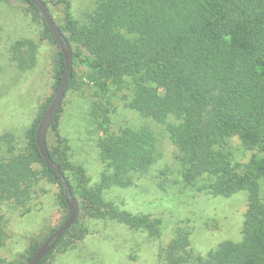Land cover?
<instances>
[{"label": "trees", "instance_id": "1", "mask_svg": "<svg viewBox=\"0 0 264 264\" xmlns=\"http://www.w3.org/2000/svg\"><path fill=\"white\" fill-rule=\"evenodd\" d=\"M24 2L32 20H42L34 5ZM69 8L67 3L61 23L48 8L72 49L67 90L73 87L74 66L83 67L87 84L100 98L119 96L122 107L164 126L175 148V184L211 196L247 194L239 242L224 241L202 258L191 248L190 231L176 228L160 249L158 264H264V0H94L90 10L76 16ZM42 24L41 39L57 48L52 67L55 92L64 59L43 20ZM37 47L32 39H20L9 48L7 59L15 69L29 70ZM50 99L40 107L22 148L12 134L0 135V249L6 240L2 207L28 213L44 179L59 186V203L68 214L57 175L35 144L36 128ZM91 108L101 135L96 144L102 164L97 183L90 182L81 166L75 171V184L67 175L58 133L61 107L48 129L55 145L46 136L49 155L74 197L80 188L78 218L121 224L159 240V220L119 210L104 197L105 191L128 186L133 175L155 164L160 157L155 135L148 128L128 126L112 132L107 108L101 103ZM234 137L244 151H253L248 162L235 160L230 144ZM78 218L39 264H47L54 250L68 241L82 238ZM40 243L30 244L20 264H27Z\"/></svg>", "mask_w": 264, "mask_h": 264}, {"label": "rangeland", "instance_id": "2", "mask_svg": "<svg viewBox=\"0 0 264 264\" xmlns=\"http://www.w3.org/2000/svg\"><path fill=\"white\" fill-rule=\"evenodd\" d=\"M44 1L48 2L58 23L65 20L67 3L71 14L76 16L90 10L94 2ZM27 7L24 0L0 1V135L12 134L21 148L40 107L53 95L52 67L57 50L41 39L42 20L33 21ZM23 38L34 40L38 47L34 66L19 71L9 63L7 55L11 45ZM74 73L73 87L65 92L58 123L61 152L68 162L71 183L76 182L78 166L84 169L91 183H97L100 178L102 164L96 144L101 135L90 116L94 103L107 108L112 132L127 126L148 128L156 137L160 157L148 172L133 175L128 186L111 188L105 191L104 197L119 210L159 220L161 237L153 241L146 234L121 224L79 217L82 238L55 249L47 264H158L160 249L173 238L176 228L190 231L191 248L202 258L224 241L239 242L247 194L239 192L227 198L211 196L175 184V148L167 139L164 126L122 107L119 96L100 98L99 92L87 84L83 67L75 65ZM46 136L48 143L55 145L53 135L47 132ZM230 144L235 160L242 164L248 162L253 151H244L236 137ZM261 193L264 197V190ZM59 196V186L44 179L36 188L28 213L22 215L2 207L6 240L0 249V264H20L30 244L42 242L64 221L67 213L59 203ZM75 197L79 202L80 188Z\"/></svg>", "mask_w": 264, "mask_h": 264}, {"label": "water", "instance_id": "3", "mask_svg": "<svg viewBox=\"0 0 264 264\" xmlns=\"http://www.w3.org/2000/svg\"><path fill=\"white\" fill-rule=\"evenodd\" d=\"M37 9L45 25L49 28L58 50L64 59V73L60 84L52 95L48 106L45 109L35 132V144L45 165L57 175L59 184L62 187L64 201L68 209L65 220L40 243L36 251L32 254L27 264H39L59 242L64 233L71 228L79 215V203L72 195L70 185L66 181L60 167L51 159L46 144V135L53 117L57 114L64 100L68 82L72 75V49L64 35L57 28L48 8L42 0H28Z\"/></svg>", "mask_w": 264, "mask_h": 264}]
</instances>
